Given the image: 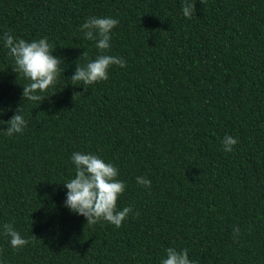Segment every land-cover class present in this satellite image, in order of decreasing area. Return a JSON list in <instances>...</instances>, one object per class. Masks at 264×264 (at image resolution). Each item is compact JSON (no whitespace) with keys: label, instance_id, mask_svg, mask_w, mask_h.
I'll use <instances>...</instances> for the list:
<instances>
[{"label":"trees","instance_id":"1","mask_svg":"<svg viewBox=\"0 0 264 264\" xmlns=\"http://www.w3.org/2000/svg\"><path fill=\"white\" fill-rule=\"evenodd\" d=\"M183 3L0 0V36L47 37L62 61L49 98L21 100L29 81L0 40V226L29 241L14 249L0 228V264H160L169 247L195 264H264V0H197L191 19ZM91 16L119 21L107 54L126 66L84 91L69 78L98 55L80 31ZM20 103L27 126L9 137ZM75 151L118 169L117 208H132L119 228L64 206Z\"/></svg>","mask_w":264,"mask_h":264},{"label":"clouds","instance_id":"2","mask_svg":"<svg viewBox=\"0 0 264 264\" xmlns=\"http://www.w3.org/2000/svg\"><path fill=\"white\" fill-rule=\"evenodd\" d=\"M196 2L197 0H184L182 14L185 18L191 19L195 15ZM199 2L203 4L204 0ZM118 23L119 21L112 17L91 16L80 25L84 38L95 41L98 55L82 66H75L74 74L69 78L72 85H82L84 91H87V86L109 78L108 69L111 66L116 65L121 68L126 66V61L121 57L107 54L111 47V32ZM0 40L8 49L7 54L13 61L12 71L29 81L22 87L21 100L41 103L49 98L42 94L56 84L62 61L59 57L52 55L55 49L48 38L43 37L28 42L13 36L9 30L0 36ZM80 56L87 58L88 53L83 51ZM77 94L83 95L82 92H76L73 96ZM4 111L0 109V114ZM23 113L24 107L20 103L10 119L3 121L7 125L4 129L6 135L11 137L23 132L27 126ZM237 143L236 138L225 135L222 141L223 150L232 152L233 146ZM71 162L75 167L74 178L61 183L67 189L64 206L71 212L83 216L87 225L107 222L119 228L132 212V208L124 207L122 210L117 208V200L126 187L123 181L117 179L118 169L98 155L80 151L71 154ZM136 183L146 188L151 187V181L142 176L136 177ZM136 215L138 216L139 213ZM0 228H2V234L10 238L12 248H22L29 243L14 230L11 223L3 224ZM239 231V228L233 229L236 236L239 235ZM188 252L187 248L177 250L169 247L165 249L166 258H162L160 264H195L189 259Z\"/></svg>","mask_w":264,"mask_h":264}]
</instances>
